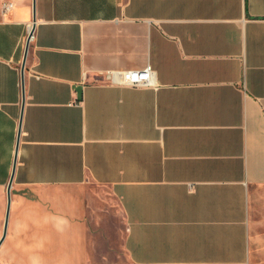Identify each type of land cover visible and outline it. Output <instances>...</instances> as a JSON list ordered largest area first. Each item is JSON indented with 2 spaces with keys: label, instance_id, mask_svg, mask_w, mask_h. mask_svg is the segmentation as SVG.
Here are the masks:
<instances>
[{
  "label": "crops",
  "instance_id": "1",
  "mask_svg": "<svg viewBox=\"0 0 264 264\" xmlns=\"http://www.w3.org/2000/svg\"><path fill=\"white\" fill-rule=\"evenodd\" d=\"M18 135L0 264H264V0H0Z\"/></svg>",
  "mask_w": 264,
  "mask_h": 264
},
{
  "label": "built area",
  "instance_id": "2",
  "mask_svg": "<svg viewBox=\"0 0 264 264\" xmlns=\"http://www.w3.org/2000/svg\"><path fill=\"white\" fill-rule=\"evenodd\" d=\"M11 4L4 5V9ZM107 83L112 86L152 87L155 86L154 72L149 65L140 70L110 71L106 74Z\"/></svg>",
  "mask_w": 264,
  "mask_h": 264
},
{
  "label": "water",
  "instance_id": "3",
  "mask_svg": "<svg viewBox=\"0 0 264 264\" xmlns=\"http://www.w3.org/2000/svg\"><path fill=\"white\" fill-rule=\"evenodd\" d=\"M33 30L30 31L28 39H27V43H26V47H25V57H24V62L22 64V68H21V82H22V87H23V72H24V63H25V59H26V54L28 51V47H29V42H30V38L32 36ZM18 141H19V135L17 138V145H16V149H15V154H14V161H13V165H12V172H11V176H10V180L7 184L6 187V211H5V216H4V223H3V231H2V236L0 238V244L2 242V240L5 237L6 234V227H7V222H8V215H9V209H10V202H11V185H12V179H13V175H14V171H15V167H16V159H17V151H18Z\"/></svg>",
  "mask_w": 264,
  "mask_h": 264
},
{
  "label": "rangeland",
  "instance_id": "4",
  "mask_svg": "<svg viewBox=\"0 0 264 264\" xmlns=\"http://www.w3.org/2000/svg\"><path fill=\"white\" fill-rule=\"evenodd\" d=\"M92 190L96 191L95 188H92ZM5 197L4 194H2L1 200H0V233L3 227V223H4V211H5ZM122 257V252H121V248H119L118 253L116 254V256H114V259H119Z\"/></svg>",
  "mask_w": 264,
  "mask_h": 264
}]
</instances>
